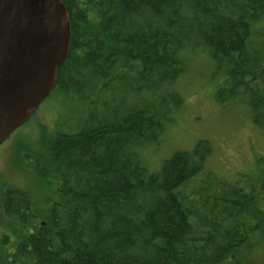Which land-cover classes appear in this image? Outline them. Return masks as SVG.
<instances>
[{"label": "trees", "instance_id": "obj_1", "mask_svg": "<svg viewBox=\"0 0 264 264\" xmlns=\"http://www.w3.org/2000/svg\"><path fill=\"white\" fill-rule=\"evenodd\" d=\"M60 2L69 44L47 103L68 110L63 117L55 109L35 156L37 176L57 186L44 210L32 208L27 193L6 190L2 210L17 225L4 264L234 261L252 231L239 203L212 174L192 195L184 189L205 168L207 140L155 171L146 158L184 111L181 83L195 58L213 64L214 101L247 96L252 123L264 130V0ZM250 190L252 208L241 218L258 226L264 175Z\"/></svg>", "mask_w": 264, "mask_h": 264}, {"label": "rangeland", "instance_id": "obj_2", "mask_svg": "<svg viewBox=\"0 0 264 264\" xmlns=\"http://www.w3.org/2000/svg\"><path fill=\"white\" fill-rule=\"evenodd\" d=\"M212 71L213 64L208 58L193 60L189 73L181 83L184 111L180 117L176 115V120L179 119L167 133L165 141L150 148L146 162L149 169L155 171L163 160L175 151H191L197 141L207 140L210 155L206 159L205 168L197 179L187 183L184 189L192 195L195 190L201 189L203 180L209 174L221 180L224 186L226 185L222 193L239 203L234 206L238 217L246 225L244 227L252 228L236 259L225 264H264V222L255 226L253 219L241 218L244 210L247 214L252 208L250 187L256 186L264 175V130L258 129L252 123L250 111L243 103L247 96L230 100L222 97L219 102L214 101L218 85H213ZM218 81L219 79L214 80L215 83ZM47 102L46 98L33 117L0 145V239L7 235L4 243L0 241V264L5 263L9 250L11 251L9 243L14 241L12 232L17 225L16 221L7 217L2 210L1 201L6 190L27 193L33 204L31 207L44 210L46 198H50L57 186L56 183L45 185L35 172L39 165L35 156L42 150L45 135H48L54 126L55 109H61L62 113L58 115L63 117H66L68 110L65 106L62 108L59 103L55 107ZM257 115L259 114L256 113ZM211 177L210 182L204 185L207 187V194H210L212 189L209 186L214 185L216 181ZM233 185L244 187L243 192L232 194L228 187ZM35 219L37 223L42 221L41 215L35 216Z\"/></svg>", "mask_w": 264, "mask_h": 264}, {"label": "water", "instance_id": "obj_3", "mask_svg": "<svg viewBox=\"0 0 264 264\" xmlns=\"http://www.w3.org/2000/svg\"><path fill=\"white\" fill-rule=\"evenodd\" d=\"M69 35L60 0H0V145L50 94Z\"/></svg>", "mask_w": 264, "mask_h": 264}]
</instances>
